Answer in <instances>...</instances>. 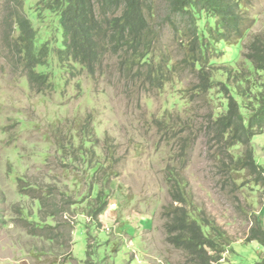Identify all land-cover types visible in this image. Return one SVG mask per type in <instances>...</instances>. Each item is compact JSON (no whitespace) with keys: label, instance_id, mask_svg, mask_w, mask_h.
Wrapping results in <instances>:
<instances>
[{"label":"rangeland","instance_id":"1","mask_svg":"<svg viewBox=\"0 0 264 264\" xmlns=\"http://www.w3.org/2000/svg\"><path fill=\"white\" fill-rule=\"evenodd\" d=\"M151 1L153 65L161 64L165 76L159 88L127 82L114 56L94 75L60 62L52 0H24L22 13L50 48L45 67L36 69L47 83L36 91L8 48L19 30L4 21L8 2L0 0V264H193L166 241L167 212L175 207L186 208L211 238H224L220 264L263 258L264 248L246 239L255 222L264 227V132L251 141L259 178L230 167L244 148L221 155L208 123L226 111L221 83L238 85L231 95L243 105L254 99L253 86L264 84V74L243 58L255 36L264 39V0L244 8L250 27L243 38L221 43L210 56L213 87L203 94L196 72L184 64L188 38L174 27L169 0ZM24 186L74 204L64 217L73 225L70 241L30 235L26 222H56L44 218ZM102 190L109 206L96 224L88 214ZM180 194L185 202H174Z\"/></svg>","mask_w":264,"mask_h":264},{"label":"trees","instance_id":"2","mask_svg":"<svg viewBox=\"0 0 264 264\" xmlns=\"http://www.w3.org/2000/svg\"><path fill=\"white\" fill-rule=\"evenodd\" d=\"M6 1L8 18L4 21L8 24L13 21L19 30L15 43H8V48L15 58H19L30 87L38 91L40 86L46 85L47 76L36 69L45 67L50 54L49 45L46 41L38 42L36 30L22 13L24 0ZM151 3V0H52L49 9L58 14L61 28V42L55 47L58 60L78 63L94 75L103 67L107 55L114 56L119 59L120 73L127 82L138 80L159 88L165 76L160 73L161 64L153 65L155 31L150 24ZM251 3L252 0H169L170 13L178 20L174 27L188 38L189 55L184 64L196 72L199 94L213 87L206 69L210 56L218 54V45L240 41L249 29L244 8ZM243 58L251 63L256 73L264 74V39L261 36H255L245 47ZM220 85L228 93L227 107L224 114L210 116L209 132L224 150L221 155L233 146H243V157L228 160L230 167L233 170L246 169L260 178L263 172L255 162L251 141L264 132V84L253 86L255 104L254 99H249L248 105L239 103L231 95L232 91H239L238 85L229 86L226 82ZM105 185L110 187L109 182ZM22 188L26 195L39 202L44 218L56 222L53 226L24 222L30 235L53 242L63 243V237L70 241L73 225L64 217L70 214V207L74 204L69 200L57 203L55 196H48L34 186ZM105 193L104 190L97 193L94 207L88 214L96 224L109 206ZM174 202L183 203L185 200L180 194ZM167 215L170 216L165 224L167 243L183 251L193 264H220L223 237L211 238L186 208L175 207ZM246 240L256 241L264 248V227L255 222ZM255 264H264V256Z\"/></svg>","mask_w":264,"mask_h":264},{"label":"bare ground","instance_id":"3","mask_svg":"<svg viewBox=\"0 0 264 264\" xmlns=\"http://www.w3.org/2000/svg\"><path fill=\"white\" fill-rule=\"evenodd\" d=\"M114 209V207H112Z\"/></svg>","mask_w":264,"mask_h":264}]
</instances>
